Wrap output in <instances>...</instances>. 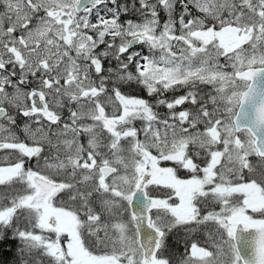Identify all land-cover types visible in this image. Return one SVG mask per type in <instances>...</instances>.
Wrapping results in <instances>:
<instances>
[{
  "label": "snow or ice",
  "instance_id": "1",
  "mask_svg": "<svg viewBox=\"0 0 264 264\" xmlns=\"http://www.w3.org/2000/svg\"><path fill=\"white\" fill-rule=\"evenodd\" d=\"M0 264H264V0H0Z\"/></svg>",
  "mask_w": 264,
  "mask_h": 264
},
{
  "label": "trees",
  "instance_id": "2",
  "mask_svg": "<svg viewBox=\"0 0 264 264\" xmlns=\"http://www.w3.org/2000/svg\"><path fill=\"white\" fill-rule=\"evenodd\" d=\"M145 95H146V94H145ZM11 255H12V253H11V252H6V253H5V257H6V258H10V257H11Z\"/></svg>",
  "mask_w": 264,
  "mask_h": 264
},
{
  "label": "rangeland",
  "instance_id": "3",
  "mask_svg": "<svg viewBox=\"0 0 264 264\" xmlns=\"http://www.w3.org/2000/svg\"><path fill=\"white\" fill-rule=\"evenodd\" d=\"M131 2V0H129V3ZM135 15H137L138 16V13L137 14H135ZM128 18H131V17H128ZM161 111H163V109H161Z\"/></svg>",
  "mask_w": 264,
  "mask_h": 264
}]
</instances>
